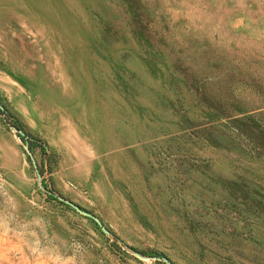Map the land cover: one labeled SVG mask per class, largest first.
Instances as JSON below:
<instances>
[{
	"label": "rangeland",
	"instance_id": "rangeland-1",
	"mask_svg": "<svg viewBox=\"0 0 264 264\" xmlns=\"http://www.w3.org/2000/svg\"><path fill=\"white\" fill-rule=\"evenodd\" d=\"M153 256L264 264V0H0V264Z\"/></svg>",
	"mask_w": 264,
	"mask_h": 264
},
{
	"label": "water",
	"instance_id": "water-1",
	"mask_svg": "<svg viewBox=\"0 0 264 264\" xmlns=\"http://www.w3.org/2000/svg\"><path fill=\"white\" fill-rule=\"evenodd\" d=\"M19 134H21V135H25V133H24V131H22L21 129H19L18 127H13ZM68 202V201H67ZM73 208H75L76 210H78L79 212H81V213H83V214H85V215H88V216H90V217H92L100 226H101V228H102V230L103 231H107L106 230V228L105 227H103L102 225H101V222L99 221V219L97 218V217H95V216H92L91 214H89V213H87V212H85L84 210H81L77 205H75V204H72V203H70V202H68ZM153 258L154 259H157V260H162V261H164L166 264H172V262L167 258V257H160V256H153Z\"/></svg>",
	"mask_w": 264,
	"mask_h": 264
}]
</instances>
